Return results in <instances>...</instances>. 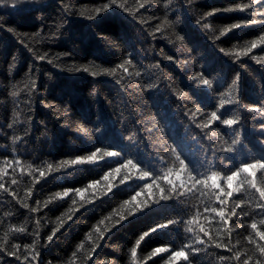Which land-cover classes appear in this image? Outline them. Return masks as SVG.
<instances>
[{
	"label": "trees",
	"instance_id": "1",
	"mask_svg": "<svg viewBox=\"0 0 264 264\" xmlns=\"http://www.w3.org/2000/svg\"><path fill=\"white\" fill-rule=\"evenodd\" d=\"M110 3L0 10V264H254L249 236L264 241L250 225L264 231V201L240 187L247 173L231 188L227 177L264 163V112L249 111L264 105V44L247 51L264 35V0H117L98 11ZM97 149L94 163H71ZM104 150L120 155L101 160ZM127 159L137 167L122 168ZM212 172L233 193L226 222L212 182L192 187ZM255 180L264 187V172Z\"/></svg>",
	"mask_w": 264,
	"mask_h": 264
},
{
	"label": "snow or ice",
	"instance_id": "2",
	"mask_svg": "<svg viewBox=\"0 0 264 264\" xmlns=\"http://www.w3.org/2000/svg\"><path fill=\"white\" fill-rule=\"evenodd\" d=\"M20 2H21V0H18V2H12V0H9L8 3L0 2V7H2V6H11L12 8H15ZM114 6L115 7H123V5L117 4V0H111L110 4H105L103 6V8L99 9L98 11H101V12L102 11H106V10H108V9L114 7ZM239 10L240 11H245V8L241 7ZM257 22L258 21L255 20V19H250L248 21H243L242 23L238 22V23H235V24L231 25V28L227 29V31H230L232 29L240 28L242 26H245L246 24H256ZM204 27L207 28L208 25L205 24ZM258 43L264 44V35H261L258 38V40H253L251 42L250 48L247 49V51H251V49L256 48ZM29 51H31V49H29ZM222 51H223V49H222ZM245 54H247V52ZM43 58L44 57H40V59H43ZM252 58L255 59V57H252ZM85 71H87V69H85ZM93 75H95V74H93ZM137 75H140V74L137 73ZM237 79H238V76H237ZM203 84L207 85L209 88L212 87L211 83L207 79L203 80ZM33 87H35L34 84H33ZM249 111L254 112V113L255 112H264V105H262L259 108H249ZM211 117H212V119H218L217 114L215 112H212ZM223 123L225 125H233L235 123V121L232 120V119H226V120L223 121ZM235 143H237V141L233 140V144H235ZM232 150H233L232 148H228L227 149V151H229V152H231ZM99 152H101V149H97L96 152H93L88 157L77 158L76 160L71 161V163L72 164H83L85 162L94 163L96 158H97V153H99ZM119 155H120V153H118V152H112V151L104 150L102 155H100L99 159L103 160L105 157H113V156H119ZM65 163H67V162H65ZM180 165H181L182 169L185 167L183 160H180ZM129 166L132 167V168H136L137 167V165L135 163H133V161L131 159H127L121 165V167L125 168V169H127ZM49 167H51V165H49ZM258 170L264 172V163H260V162L248 163V164L244 165L243 167L239 168L238 171L233 172V174H231L230 176L227 177L229 188H231L232 181L236 180L237 177H239L241 175V173H247V177L245 178V181L240 184V187H244V184L246 183L250 188L254 189L259 194L260 200L264 201V187H258L257 183H256V180H255L256 172ZM114 171L116 173H120L121 172V168L118 167V168L114 169ZM41 175H43V173H41ZM111 175H112V173L106 174L104 179L107 180L109 178V176H111ZM148 176H149V173L145 171V172L142 173V175L139 178L141 180H143V179H145ZM127 178H129V177H128L127 173H125L124 179H127ZM209 181L212 182L211 183V187L213 189L217 190V194L222 193V195H218L221 207H220L217 215L221 218V221L226 222L225 212H224V208H223V205L225 204V199L224 198L225 197H231L233 195V193L230 190L229 191H225V190H223L221 188L220 184L217 183V173L216 172H212L210 176H207V177H205L203 179H201L199 177L193 178V186L192 187H195V186H201V187L208 186V182ZM123 182L124 181L122 179L120 181V183H123ZM12 183L14 184V183H16V181L13 180ZM96 183H99V181H97ZM168 183H169V185L172 186V188L176 189L177 194H180V188L184 187V185L181 184L180 188H177L176 185L171 180H169ZM93 186L94 185H89V187H93ZM112 187H113V185H111V184L108 185L109 190ZM145 187H149V185H145ZM3 188H4V184L0 183V189H3ZM237 191H239V188H237ZM75 192H76V195L83 197L84 189H76ZM161 192L165 193L164 195L161 196V199H167L168 198L167 191L165 189H161ZM64 196H68V192L67 191L64 192ZM132 199L135 200L136 197L134 196V197H132ZM75 203H76V201L73 200V204H75ZM24 207H28V205L24 204ZM258 207L264 209V203L259 204ZM32 211H35V209H32ZM213 211L215 212L216 209H213ZM232 213L234 215L236 214L235 208L232 209ZM244 215H247V213H244ZM122 219H123V217H121V220ZM119 222L120 221L118 220L117 223H119ZM170 223H176V221H170ZM238 226L243 227V225H238ZM160 227H164V225H161ZM250 227L253 230H255V235L257 237H259V241H264V231H261V230H259L257 228L256 222L251 223ZM155 230L156 229L154 228L153 231H155ZM21 231H23V229H21ZM201 231H203V229H201ZM54 234L55 233H53V235ZM53 235H49L47 237V239L49 241H51L53 239ZM144 235L147 236L148 233H145ZM205 235H207L206 232H205ZM140 239L143 240L144 237L142 236ZM137 243H139V241H137ZM199 243L203 244L205 242L203 240H200ZM249 243L253 244L255 246V248L258 250V253H259V256L254 261V264H264V243H260V242H258L256 240H254L251 235L249 236ZM219 246L220 245L218 244L217 247H219ZM198 250L199 249H197V251ZM91 251L95 252L96 249L92 248ZM165 251H167V249L157 248V249H155V252L153 253V255H155L156 253L165 252ZM136 253H137L136 248H133L132 249V256L135 257ZM9 254L10 255H15V253H9ZM73 255H75V253H73ZM37 256H38V252L33 254L32 259L35 260ZM178 257H184L185 260L188 259V257L185 255V253L183 251H174L171 254V258H173V259L178 258ZM17 258L19 259V257H17ZM25 259H28V257L26 256ZM222 259H227V258L226 257H222ZM236 259L237 260L240 259L239 255L236 256ZM250 260H252L251 256L247 257V259H244L243 260V264H249ZM29 264H31V261H29Z\"/></svg>",
	"mask_w": 264,
	"mask_h": 264
},
{
	"label": "rangeland",
	"instance_id": "3",
	"mask_svg": "<svg viewBox=\"0 0 264 264\" xmlns=\"http://www.w3.org/2000/svg\"><path fill=\"white\" fill-rule=\"evenodd\" d=\"M22 1H23V0H21L20 3H22ZM31 1H34V0H31ZM20 3H19V4H20ZM19 4H18V5H19ZM18 5H17V6H18ZM10 7H11V6H10ZM11 8H12V7H11ZM15 8H16V7H15ZM15 8H14V9H15ZM0 10L9 11L10 9L8 8V6H2V7H0Z\"/></svg>",
	"mask_w": 264,
	"mask_h": 264
},
{
	"label": "clouds",
	"instance_id": "4",
	"mask_svg": "<svg viewBox=\"0 0 264 264\" xmlns=\"http://www.w3.org/2000/svg\"><path fill=\"white\" fill-rule=\"evenodd\" d=\"M0 2H3V3H8L9 0H0ZM12 2H18V0H12Z\"/></svg>",
	"mask_w": 264,
	"mask_h": 264
}]
</instances>
